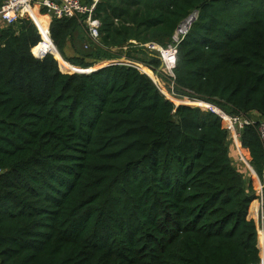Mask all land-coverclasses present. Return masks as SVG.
<instances>
[{"label": "trees", "instance_id": "obj_1", "mask_svg": "<svg viewBox=\"0 0 264 264\" xmlns=\"http://www.w3.org/2000/svg\"><path fill=\"white\" fill-rule=\"evenodd\" d=\"M195 12L157 80L146 46ZM94 19L97 41L79 18L0 30V264L259 263L251 174L221 119L161 92L264 118V0H99ZM240 142L264 185L257 127Z\"/></svg>", "mask_w": 264, "mask_h": 264}, {"label": "built area", "instance_id": "obj_2", "mask_svg": "<svg viewBox=\"0 0 264 264\" xmlns=\"http://www.w3.org/2000/svg\"><path fill=\"white\" fill-rule=\"evenodd\" d=\"M98 1L99 0H93V2L90 3L88 2V0H41L39 2H36V0H0V20L4 24V26H11L17 24L20 20L28 17L33 21L41 36L39 25L35 22L33 16V13L36 11L35 3H38L39 7H41V10H46L49 16L55 17L57 19H83L82 22H84L87 26L89 37L92 40L97 41L99 38L98 29L100 27V23L98 20L94 19V12ZM189 28L190 27H188L187 30L183 31L180 26V28L174 35L172 42L165 48L160 47L158 45L153 48L150 44L147 45V47L159 53L160 60L163 64V72L166 73L170 78L175 77L174 70L176 68L177 63L178 45L180 44L184 36L187 34ZM51 44L53 47H55L52 41ZM52 54L53 53H45L42 57H46L47 55ZM42 57L36 58L40 59ZM171 101L174 102L175 100ZM189 101L190 102H187V104L189 105L190 103H192L193 106L190 105L191 107L198 108L204 112H209L221 119L223 129L228 132L229 140L233 141L234 147L238 152L239 148H241V131L248 126L257 127L258 136L262 144L264 145V119L260 120L259 118H257L256 113H250L248 115H229L222 109L210 103L197 100ZM244 163L249 165L248 162L244 161ZM255 198L256 199L254 202L256 203V213L253 216L250 214V216L253 218L257 227L258 248L260 252L264 253V185L259 180V178L256 183ZM261 239L263 241H261ZM255 264H264V255L260 257L259 263Z\"/></svg>", "mask_w": 264, "mask_h": 264}, {"label": "rangeland", "instance_id": "obj_3", "mask_svg": "<svg viewBox=\"0 0 264 264\" xmlns=\"http://www.w3.org/2000/svg\"><path fill=\"white\" fill-rule=\"evenodd\" d=\"M56 59V58H55ZM122 62H124V63H128V62H126V61H123L122 60ZM101 64H103V66H106V65H108L109 63L108 62H104V63H101ZM97 66V65H96ZM140 66L141 65H138V67L140 68ZM102 67V66H101ZM80 69V68H79ZM141 70H142V68H140ZM143 72V71H142ZM162 74H164L166 77H169L166 73H164V72H162ZM161 84V83H160ZM161 86H163L162 84H161ZM159 88H160V86H159ZM168 86L166 87V86H164V89L166 90V92H167V94H165L166 96H167V98H169V99H171V100H177V98L174 96V94H172L171 92H169V90H168ZM160 90L162 91V89L160 88ZM172 90V88L170 89V91ZM176 99H175V98ZM179 101H184L186 104H183L184 106H189V107H191L190 105H192V103H190L189 105L187 104V102H190L189 100H187V99H183V100H177V102L176 101H174V103L176 104V105H179ZM231 143L233 144V141L231 140ZM233 146H234V144H233ZM237 152V153H236ZM236 152H232V154L234 155L235 153L237 154V157H236V159H235V157H233L234 159L233 160H235V165H236V167L238 168L239 166H243V167H239L238 169L239 170H241L242 172H244L246 169L248 170V172H250V169H249V167H247L246 165H245V163H244V158H243V156L240 154V152H238L237 150H236ZM244 160V161H243ZM246 162V161H245ZM253 170V169H252ZM256 183H257V181H256Z\"/></svg>", "mask_w": 264, "mask_h": 264}, {"label": "crops", "instance_id": "obj_4", "mask_svg": "<svg viewBox=\"0 0 264 264\" xmlns=\"http://www.w3.org/2000/svg\"><path fill=\"white\" fill-rule=\"evenodd\" d=\"M39 1H41V0H36V2H39ZM35 9H36V11L34 12V13H36L37 14V16H38V18L39 19H41V21L43 22V23H45V24H47L49 21H48V19L50 20V16L49 15H40V11H41V7H39V5H38V3H35ZM36 22V21H35ZM5 26H4V24L1 22V20H0V30L1 29H3ZM153 48L154 47H156V44H150ZM147 47V46H146ZM149 50H151V51H153L152 49H150L149 47H147ZM259 114H257V118H259L260 120L261 119H264L261 115H259ZM255 117V116H254ZM247 167H249V169H250V174H251V179H252V185H253V188H254V190L256 189V181L258 180V177H257V175L255 174V172L252 170V168L250 167V165H248V164H245ZM255 213H256V207H255ZM254 213V214H255ZM253 214V215H254ZM252 215V216H253ZM264 255V253L263 252H260V257L261 256H263Z\"/></svg>", "mask_w": 264, "mask_h": 264}, {"label": "water", "instance_id": "obj_5", "mask_svg": "<svg viewBox=\"0 0 264 264\" xmlns=\"http://www.w3.org/2000/svg\"><path fill=\"white\" fill-rule=\"evenodd\" d=\"M197 12H195V13H193L191 16H189L187 19L188 20H192V23L196 20V18H197ZM186 19V20H187ZM192 23L189 25V27L192 25ZM180 28V27H179ZM54 49H56L55 47H54ZM53 55V54H52ZM54 56V55H53ZM44 57H42V58H40V59H43ZM107 66V65H106ZM106 66H102V67H100L99 69H97V70H100L101 68H103V67H106ZM59 67H60V64H59ZM140 68H141V66H140ZM97 70H83V69H80L79 71H77V72H74V73H72V74H75V73H77V74H89V73H92V72H95V71H97ZM153 72V71H152ZM163 72V64H162V66L160 67V69L157 71V73L155 74L154 72V75L156 76V78H157V80L159 79V74L160 73H162ZM144 73V72H143ZM147 75V74H146ZM148 76V75H147ZM155 84H156V82H155V80L152 78V77H150V76H148ZM180 105H182V104H179V105H177V106H180Z\"/></svg>", "mask_w": 264, "mask_h": 264}, {"label": "bare ground", "instance_id": "obj_6", "mask_svg": "<svg viewBox=\"0 0 264 264\" xmlns=\"http://www.w3.org/2000/svg\"><path fill=\"white\" fill-rule=\"evenodd\" d=\"M33 16H34V19H36V21H37V23L39 24V26L42 28V29H44V26H45V23H43L42 21H41V19H39L38 18V16H37V14L36 13H33ZM192 23V20H186L185 22H183L182 24H181V29L184 31V30H187L188 29V27H189V25ZM162 93L163 94H166V93H164L163 91H162ZM176 102H177V100H175ZM179 104H186L184 101H179ZM239 152H240V154H241V148H239ZM261 241H263L262 239H261Z\"/></svg>", "mask_w": 264, "mask_h": 264}]
</instances>
